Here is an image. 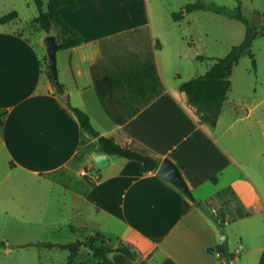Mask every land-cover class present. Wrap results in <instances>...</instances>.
<instances>
[{
  "label": "crops",
  "instance_id": "obj_1",
  "mask_svg": "<svg viewBox=\"0 0 264 264\" xmlns=\"http://www.w3.org/2000/svg\"><path fill=\"white\" fill-rule=\"evenodd\" d=\"M4 2L0 0V156L6 158L9 174H19L16 182L24 189L16 188V221L44 235L66 229L76 237L51 241L55 243L99 234L105 243L134 252L132 264H259L264 255V67L256 60V70L241 73L237 85L239 63L234 67L212 127L200 122L180 90L182 82L204 75L215 62L205 63L208 57L182 30L191 27L195 12L209 11L176 21L160 14L157 0H78L77 9H59L84 39L57 53L68 106L45 72L42 39L47 33L37 39L24 34L18 28V6ZM12 12L16 18L1 21ZM74 108L85 112L101 135L172 161L193 199L157 171L144 172L137 161L109 155L110 164L100 168L95 157L103 153L81 128ZM81 167L91 170L93 185L78 175ZM47 184L62 190L65 217H56L54 209L49 216L42 210L53 208ZM202 203L224 223L234 258L221 255L219 230ZM36 204L42 205L38 216ZM62 250L69 252L68 261L70 250ZM82 262L102 264L85 246L72 264Z\"/></svg>",
  "mask_w": 264,
  "mask_h": 264
},
{
  "label": "rangeland",
  "instance_id": "obj_2",
  "mask_svg": "<svg viewBox=\"0 0 264 264\" xmlns=\"http://www.w3.org/2000/svg\"><path fill=\"white\" fill-rule=\"evenodd\" d=\"M46 9L49 0H43ZM197 0H157L160 14L162 16L168 14L172 17V13L179 12L186 4L193 3ZM14 4L19 8L21 23L18 28L29 36L37 39L41 34L45 33L41 30L40 25L33 19L39 15L38 7L35 0H5L4 3ZM2 3V4H4ZM210 6L209 12H195L191 16V27L186 24L187 29L183 26L182 30L189 33V40L195 41L196 46L202 55L208 57L205 63L214 62L219 58L225 57L233 46L239 45L245 36L246 26L226 15L217 14L215 9H225L228 12H235L237 6L241 5L242 14L249 21L250 25L259 33L252 44V52L255 59L264 67V0H213L208 1ZM1 8V6H0ZM32 19V20H31ZM58 30L52 29L50 34L57 35ZM47 57V53L44 57ZM214 60V61H213ZM48 63V57H47ZM200 63V62H199ZM247 70H252V61L249 55H244L239 61L236 68L234 85H237L240 74H246ZM254 81V76H250ZM264 149V146H261ZM264 163V159H263ZM84 170V167L78 169ZM264 174V164L261 168ZM79 172V176L88 178L93 174ZM10 167L6 158L0 156V180L6 177L2 188H0V204L6 205V208L0 209V264H62L67 261L69 252L60 248H43L41 246H30L31 242L44 238L48 241L72 242L76 240L75 235L68 230L63 229L55 233L44 235L28 223H18L15 217L16 197L19 195L16 188L19 186L20 191H24L21 184L16 182L17 173H10ZM9 174L8 176H6ZM47 188L51 189V184H47ZM50 186V187H49ZM52 198L49 202L53 204V208L49 206L46 214L50 215V209L55 210L56 217H65L67 206L64 205L65 197L62 190L57 185L52 186ZM25 197L24 194L22 195ZM27 199L24 198V205ZM29 202V201H28ZM35 215H39L41 204H36ZM49 212V213H48ZM227 228V227H226ZM97 238L95 244L100 246L106 240L101 237ZM115 249L116 245H112Z\"/></svg>",
  "mask_w": 264,
  "mask_h": 264
},
{
  "label": "trees",
  "instance_id": "obj_3",
  "mask_svg": "<svg viewBox=\"0 0 264 264\" xmlns=\"http://www.w3.org/2000/svg\"><path fill=\"white\" fill-rule=\"evenodd\" d=\"M213 0H197L193 3L186 4L179 12L172 13V18L176 21L181 20L185 15L194 11H209L211 8L207 4ZM38 7L39 15L33 20L40 25L42 31L50 34L52 29H56L59 33L56 36L57 42L60 44V50H67L81 45L84 39L73 27H71L60 15L61 7H69L77 9L79 7L78 0H49L45 9L42 0H35ZM217 14L226 15L242 22L246 26V33L243 41L236 46H233L230 52L223 58L215 60L208 71L201 76L193 78L189 81L180 84V90L184 92L190 105L195 108L196 114L200 122L208 124L212 127L216 126L223 104L227 99L228 92L231 88V76L234 67L239 63L244 55H249L252 61V68L256 70V59L251 50L258 32L253 28L246 17L242 14L241 5L239 4L235 12H228L225 9H215ZM17 17L16 12H12L1 19L2 22L10 21ZM264 31V28L262 29ZM45 72L50 80L54 82L51 66L47 63V57H43ZM55 84V83H54ZM61 94L62 91L58 89ZM81 128L84 132L96 139L97 151L99 153L110 156L126 158L128 160L137 161L142 164L144 172L157 171L161 159H158L149 154L144 148L134 144L123 145L117 142L113 137L101 135L92 125L90 117L83 111L74 108ZM90 185H93L96 180L86 178ZM201 206L200 202L196 203ZM224 225L223 222H221ZM72 232H77V228L73 225L70 227ZM99 234L86 238L84 241L73 243H55L51 241H37L29 245L42 247H57L60 249L70 250V256L66 263L72 264L78 256V250L81 246L90 249L92 256L102 264H132L136 261V255L124 245L115 247V249L107 243H102L100 246L95 244ZM2 243L0 244V246ZM221 254L227 259L234 258L233 254L226 252L223 245H220ZM81 264H88L82 262ZM138 264H146L140 262ZM259 264H264V255Z\"/></svg>",
  "mask_w": 264,
  "mask_h": 264
},
{
  "label": "water",
  "instance_id": "obj_4",
  "mask_svg": "<svg viewBox=\"0 0 264 264\" xmlns=\"http://www.w3.org/2000/svg\"><path fill=\"white\" fill-rule=\"evenodd\" d=\"M42 43L46 49L48 63L51 66L54 82L57 85L58 89L63 92V87L59 80V71L57 65V53L60 50L61 46L57 42L56 36L53 34H46V36L42 39ZM62 100L68 106H71L69 94L63 92ZM95 162L100 168L104 169L110 164V157L107 154H100L95 157ZM157 174L175 183L180 189H182V191H184L185 194L193 199V195L190 192L186 181L182 177V174L180 173L178 167L172 161H170L169 159H164L157 169ZM202 206L205 208L211 221L218 228L221 244L225 248L226 252H229V236L224 232L223 225L216 219L211 209L207 207L205 203H202Z\"/></svg>",
  "mask_w": 264,
  "mask_h": 264
},
{
  "label": "built area",
  "instance_id": "obj_5",
  "mask_svg": "<svg viewBox=\"0 0 264 264\" xmlns=\"http://www.w3.org/2000/svg\"><path fill=\"white\" fill-rule=\"evenodd\" d=\"M87 173V171L84 169L83 171H82V174H86ZM222 255V254H221ZM223 256V255H222ZM234 257H235V255H234Z\"/></svg>",
  "mask_w": 264,
  "mask_h": 264
}]
</instances>
